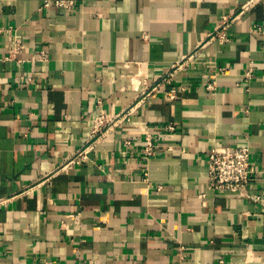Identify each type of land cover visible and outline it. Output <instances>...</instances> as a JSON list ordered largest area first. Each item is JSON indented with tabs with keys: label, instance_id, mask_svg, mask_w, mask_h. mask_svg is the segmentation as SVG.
Returning a JSON list of instances; mask_svg holds the SVG:
<instances>
[{
	"label": "crops",
	"instance_id": "crops-1",
	"mask_svg": "<svg viewBox=\"0 0 264 264\" xmlns=\"http://www.w3.org/2000/svg\"><path fill=\"white\" fill-rule=\"evenodd\" d=\"M246 1L0 0L24 41L0 62V264H264V205L207 188L208 151L247 147L264 197V3L208 39ZM172 72L175 100L145 95ZM131 107L92 142L97 114Z\"/></svg>",
	"mask_w": 264,
	"mask_h": 264
},
{
	"label": "built area",
	"instance_id": "built-area-1",
	"mask_svg": "<svg viewBox=\"0 0 264 264\" xmlns=\"http://www.w3.org/2000/svg\"><path fill=\"white\" fill-rule=\"evenodd\" d=\"M264 0H247L240 4L233 14V16L224 17L222 22L215 27L209 34V40H217L219 43L228 42L230 39L227 35V29L230 24L238 19L242 14L250 10L251 8L263 4ZM40 9H56L64 11H73L75 9V0H41ZM260 27L254 25L251 27L252 31H258ZM6 33L11 45L7 50L5 57L0 58V62L3 61H17L18 56L24 49V41L19 37L15 31L11 28H0V34ZM41 59L45 58L44 54L39 56ZM179 67V66H178ZM176 67V69L178 68ZM220 73L224 72V68L218 69ZM253 68L249 67L243 75V82L252 78ZM173 76L172 73H168L165 77H161L157 82L146 85L143 82L142 85L148 90L145 94L149 97H156L160 92L163 94V98L166 101L175 100L178 91L182 92L184 88L181 86L178 89L166 88V84ZM139 85V82H138ZM165 87V88H164ZM215 83L210 82L206 84V90H213ZM140 91V90H138ZM134 107L128 108L124 113L121 112L114 116L100 112L97 114L92 123L90 129V136L92 142L98 140L106 132L115 128L122 118L128 117L132 114ZM165 131H173L174 126H164ZM88 147L78 151L67 164H79L87 160ZM156 145L150 132H146L143 145V157L148 159L155 153ZM207 188L215 192H229L236 195L237 198L249 200L251 202L264 205V197L258 194L250 193L248 186L254 175V170L250 164V151L247 147L239 146H214L207 153ZM160 189V187H158ZM4 200L0 199V207ZM71 217V216H68ZM66 223L61 222V227H65Z\"/></svg>",
	"mask_w": 264,
	"mask_h": 264
}]
</instances>
